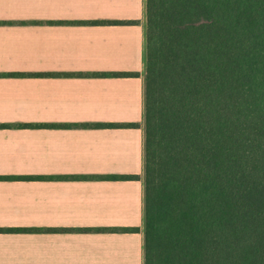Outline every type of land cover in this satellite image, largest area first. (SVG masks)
<instances>
[{"label": "crops", "instance_id": "0c3cea01", "mask_svg": "<svg viewBox=\"0 0 264 264\" xmlns=\"http://www.w3.org/2000/svg\"><path fill=\"white\" fill-rule=\"evenodd\" d=\"M146 52V0H0V264H145Z\"/></svg>", "mask_w": 264, "mask_h": 264}, {"label": "trees", "instance_id": "16d2710c", "mask_svg": "<svg viewBox=\"0 0 264 264\" xmlns=\"http://www.w3.org/2000/svg\"><path fill=\"white\" fill-rule=\"evenodd\" d=\"M146 17L145 264H264V0Z\"/></svg>", "mask_w": 264, "mask_h": 264}]
</instances>
